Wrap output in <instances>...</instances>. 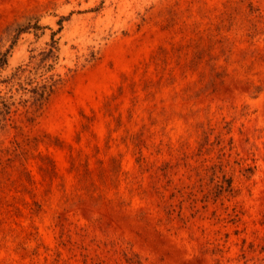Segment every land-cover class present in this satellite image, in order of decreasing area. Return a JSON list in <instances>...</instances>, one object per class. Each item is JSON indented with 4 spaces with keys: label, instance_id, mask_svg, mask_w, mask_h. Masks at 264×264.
I'll list each match as a JSON object with an SVG mask.
<instances>
[{
    "label": "rangeland",
    "instance_id": "1",
    "mask_svg": "<svg viewBox=\"0 0 264 264\" xmlns=\"http://www.w3.org/2000/svg\"><path fill=\"white\" fill-rule=\"evenodd\" d=\"M33 12L71 14L65 81L0 134V264H264V0H0V31Z\"/></svg>",
    "mask_w": 264,
    "mask_h": 264
},
{
    "label": "trees",
    "instance_id": "2",
    "mask_svg": "<svg viewBox=\"0 0 264 264\" xmlns=\"http://www.w3.org/2000/svg\"><path fill=\"white\" fill-rule=\"evenodd\" d=\"M70 15L59 16L54 12L20 14L0 31V84L7 88L0 93V134L11 126L12 108L28 106L30 119L34 120L51 96L63 86L65 79L55 72V68L61 52L62 31ZM48 16L56 18L55 28L43 22ZM24 35L31 36L27 52L34 62L30 68L21 64L12 66L13 53ZM44 37V47H38ZM97 58L96 51L90 52L83 66L94 63ZM227 184L230 188L231 181Z\"/></svg>",
    "mask_w": 264,
    "mask_h": 264
}]
</instances>
